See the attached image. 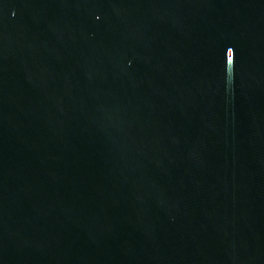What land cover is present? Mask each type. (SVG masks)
<instances>
[{
	"label": "water",
	"instance_id": "1",
	"mask_svg": "<svg viewBox=\"0 0 264 264\" xmlns=\"http://www.w3.org/2000/svg\"><path fill=\"white\" fill-rule=\"evenodd\" d=\"M0 264H264V0H0Z\"/></svg>",
	"mask_w": 264,
	"mask_h": 264
},
{
	"label": "clouds",
	"instance_id": "2",
	"mask_svg": "<svg viewBox=\"0 0 264 264\" xmlns=\"http://www.w3.org/2000/svg\"><path fill=\"white\" fill-rule=\"evenodd\" d=\"M233 63H234V61H233Z\"/></svg>",
	"mask_w": 264,
	"mask_h": 264
}]
</instances>
